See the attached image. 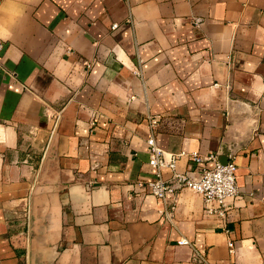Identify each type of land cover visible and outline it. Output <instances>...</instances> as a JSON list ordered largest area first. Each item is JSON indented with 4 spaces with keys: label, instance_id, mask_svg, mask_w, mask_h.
I'll list each match as a JSON object with an SVG mask.
<instances>
[{
    "label": "crops",
    "instance_id": "obj_1",
    "mask_svg": "<svg viewBox=\"0 0 264 264\" xmlns=\"http://www.w3.org/2000/svg\"><path fill=\"white\" fill-rule=\"evenodd\" d=\"M149 115L226 220L148 191ZM0 264H264V0H0Z\"/></svg>",
    "mask_w": 264,
    "mask_h": 264
},
{
    "label": "built area",
    "instance_id": "obj_2",
    "mask_svg": "<svg viewBox=\"0 0 264 264\" xmlns=\"http://www.w3.org/2000/svg\"><path fill=\"white\" fill-rule=\"evenodd\" d=\"M196 24H200L202 18L194 19ZM118 24H113L117 27ZM140 73V69H137ZM150 134L147 143L150 148L149 164L153 168L156 178L146 182L148 191L156 196L165 205H170L171 211L165 212L168 217L175 208L178 195L183 189H190L193 192L200 194L204 199V210L209 215H218L223 221L228 217L229 199H235L240 196L239 185L236 180L237 166L234 161L229 160L228 163L222 164L217 154L202 155L199 152L186 154H170L169 156L158 144L156 129L160 123L159 115H149L147 117ZM188 155L196 162L213 161L215 164L212 167L200 168L199 174L196 176L190 175L189 172H180L176 169L178 159ZM169 168L171 175L165 177L164 169ZM179 244H187L192 246V243L182 238ZM230 251L234 252L235 244L232 241L228 243ZM194 257L200 261H206L203 254L194 250Z\"/></svg>",
    "mask_w": 264,
    "mask_h": 264
},
{
    "label": "water",
    "instance_id": "obj_3",
    "mask_svg": "<svg viewBox=\"0 0 264 264\" xmlns=\"http://www.w3.org/2000/svg\"><path fill=\"white\" fill-rule=\"evenodd\" d=\"M222 164H226V163H228V161H229V159L227 158V159H225L224 161H222V160H219Z\"/></svg>",
    "mask_w": 264,
    "mask_h": 264
}]
</instances>
